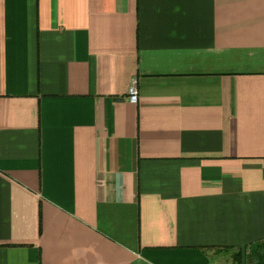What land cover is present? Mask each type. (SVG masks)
Returning <instances> with one entry per match:
<instances>
[{"label":"crops","instance_id":"0c3cea01","mask_svg":"<svg viewBox=\"0 0 264 264\" xmlns=\"http://www.w3.org/2000/svg\"><path fill=\"white\" fill-rule=\"evenodd\" d=\"M263 239L264 0H0V264Z\"/></svg>","mask_w":264,"mask_h":264},{"label":"rangeland","instance_id":"374dc122","mask_svg":"<svg viewBox=\"0 0 264 264\" xmlns=\"http://www.w3.org/2000/svg\"><path fill=\"white\" fill-rule=\"evenodd\" d=\"M250 249V247H214L210 252L212 264H257V261L251 257Z\"/></svg>","mask_w":264,"mask_h":264},{"label":"trees","instance_id":"16d2710c","mask_svg":"<svg viewBox=\"0 0 264 264\" xmlns=\"http://www.w3.org/2000/svg\"><path fill=\"white\" fill-rule=\"evenodd\" d=\"M247 246L251 247V257H253L255 261H257V264H264V239L256 240L255 242H252L249 245H244L243 248H246Z\"/></svg>","mask_w":264,"mask_h":264},{"label":"built area","instance_id":"2783aa9c","mask_svg":"<svg viewBox=\"0 0 264 264\" xmlns=\"http://www.w3.org/2000/svg\"><path fill=\"white\" fill-rule=\"evenodd\" d=\"M127 99L130 102H136L138 99V91H137V87H136V79L135 78L132 79V81L128 87Z\"/></svg>","mask_w":264,"mask_h":264}]
</instances>
